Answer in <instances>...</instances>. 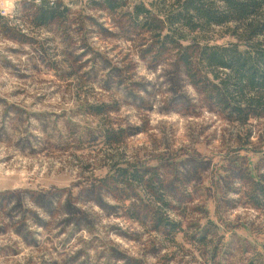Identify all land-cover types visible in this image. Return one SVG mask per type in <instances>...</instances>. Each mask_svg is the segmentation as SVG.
Here are the masks:
<instances>
[{
    "label": "rangeland",
    "instance_id": "1",
    "mask_svg": "<svg viewBox=\"0 0 264 264\" xmlns=\"http://www.w3.org/2000/svg\"><path fill=\"white\" fill-rule=\"evenodd\" d=\"M54 1L41 27L38 0H0V264H264V119L228 122L136 27L156 0Z\"/></svg>",
    "mask_w": 264,
    "mask_h": 264
},
{
    "label": "trees",
    "instance_id": "2",
    "mask_svg": "<svg viewBox=\"0 0 264 264\" xmlns=\"http://www.w3.org/2000/svg\"><path fill=\"white\" fill-rule=\"evenodd\" d=\"M122 2L126 5L127 0H99L93 4L116 13ZM37 3L33 17L41 27L65 19L68 12L60 1ZM130 13L136 27L155 35L161 54L178 51L193 85L228 122L248 127L264 119V0H156L149 9L135 5ZM4 20L0 14V27ZM231 24L236 26L232 30L234 43L221 45L189 38L190 34L202 35ZM138 175H129L128 169L118 173L130 183ZM254 187L252 206L264 209V182ZM153 196L161 203L160 197ZM125 211L131 219L139 220L132 209ZM155 221L158 228H177L163 217Z\"/></svg>",
    "mask_w": 264,
    "mask_h": 264
},
{
    "label": "built area",
    "instance_id": "3",
    "mask_svg": "<svg viewBox=\"0 0 264 264\" xmlns=\"http://www.w3.org/2000/svg\"><path fill=\"white\" fill-rule=\"evenodd\" d=\"M72 2H75V1H77V0H71ZM0 14L2 15V16H7L8 15V11L4 8V9H2L1 10V12H0Z\"/></svg>",
    "mask_w": 264,
    "mask_h": 264
}]
</instances>
